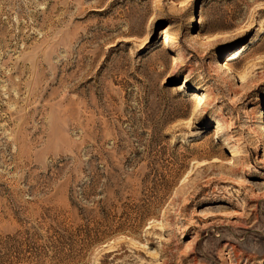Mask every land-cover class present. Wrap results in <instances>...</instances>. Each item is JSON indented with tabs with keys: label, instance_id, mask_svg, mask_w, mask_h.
<instances>
[{
	"label": "rangeland",
	"instance_id": "obj_1",
	"mask_svg": "<svg viewBox=\"0 0 264 264\" xmlns=\"http://www.w3.org/2000/svg\"><path fill=\"white\" fill-rule=\"evenodd\" d=\"M0 264H264V0H0Z\"/></svg>",
	"mask_w": 264,
	"mask_h": 264
},
{
	"label": "bare ground",
	"instance_id": "obj_2",
	"mask_svg": "<svg viewBox=\"0 0 264 264\" xmlns=\"http://www.w3.org/2000/svg\"><path fill=\"white\" fill-rule=\"evenodd\" d=\"M205 22H206V21H205ZM197 23L200 24V25H201L202 23L204 24L203 19H201V17H200L198 20H196V24H197ZM206 24H207V23H206ZM162 32H164V33H163V34H164V40H163V41L168 42L169 39H171L170 41L173 40V37L168 35L169 32H168L167 29H164ZM204 37H205V36H204ZM175 38H176V36H175ZM170 41H169V42H170ZM176 41H177V40H176ZM169 42H168V43H169ZM172 42H173V41H172ZM245 48H246V47H245ZM175 56H176V54H175ZM176 58H178V56H177ZM180 58H181V57H180ZM231 58H233V56H231L230 59H231ZM174 59H175V57H174ZM178 60H179V59H178ZM175 62H176V61H175ZM227 63H228V60H227V62L225 63L224 68H226V69H230V66H229ZM198 96H199V95H197V97H195V98H196L195 100H197V104H199V103L201 102V100H202L201 97H198ZM199 105H200V104H199ZM199 105H198V106H199Z\"/></svg>",
	"mask_w": 264,
	"mask_h": 264
}]
</instances>
